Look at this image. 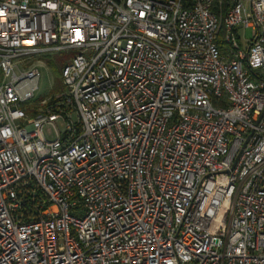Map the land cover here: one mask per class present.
<instances>
[{
    "label": "built area",
    "instance_id": "obj_1",
    "mask_svg": "<svg viewBox=\"0 0 264 264\" xmlns=\"http://www.w3.org/2000/svg\"><path fill=\"white\" fill-rule=\"evenodd\" d=\"M248 2L0 0V264H264ZM67 51L65 92L29 117L31 60Z\"/></svg>",
    "mask_w": 264,
    "mask_h": 264
},
{
    "label": "rangeland",
    "instance_id": "obj_2",
    "mask_svg": "<svg viewBox=\"0 0 264 264\" xmlns=\"http://www.w3.org/2000/svg\"><path fill=\"white\" fill-rule=\"evenodd\" d=\"M242 1L245 10L249 11L248 0H242ZM240 34L243 35L244 42H246L251 38L250 30H244V31L240 30ZM242 44L244 45L245 43ZM72 56L73 53L67 51V52H61L58 54H52L48 56H39L31 60V62H34V64H36L38 67V71L40 73V79L34 100L26 107L28 106L40 107L42 103H47L50 100V98L59 96L65 92V88L63 86L60 75L58 76V74L52 69L51 65L60 69L62 63L64 61L69 62L68 60H70ZM57 124L60 126V122H57ZM43 134L48 140L53 139V134L50 127L44 128Z\"/></svg>",
    "mask_w": 264,
    "mask_h": 264
},
{
    "label": "trees",
    "instance_id": "obj_3",
    "mask_svg": "<svg viewBox=\"0 0 264 264\" xmlns=\"http://www.w3.org/2000/svg\"><path fill=\"white\" fill-rule=\"evenodd\" d=\"M68 62H66V61H64L63 63H62V66H61V68H63L64 66H66V64H67ZM51 67H52V69L58 74V76L60 75V77H61V68L60 69H58L57 67H55V66H53V65H51ZM55 102V99H54V97L53 98H50V100L48 101V103H47V105H51V104H53ZM39 108V106H28L27 107V110H26V113H27V115L29 116V117H33V116H35L36 114H37V109ZM55 112H57V110H54Z\"/></svg>",
    "mask_w": 264,
    "mask_h": 264
}]
</instances>
